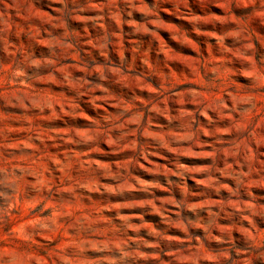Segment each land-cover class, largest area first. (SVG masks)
I'll return each instance as SVG.
<instances>
[{
	"label": "clouds",
	"instance_id": "1",
	"mask_svg": "<svg viewBox=\"0 0 264 264\" xmlns=\"http://www.w3.org/2000/svg\"><path fill=\"white\" fill-rule=\"evenodd\" d=\"M0 264H264V0H0Z\"/></svg>",
	"mask_w": 264,
	"mask_h": 264
}]
</instances>
